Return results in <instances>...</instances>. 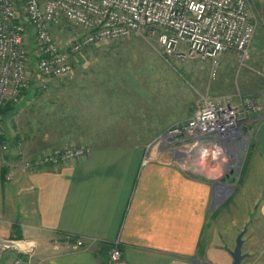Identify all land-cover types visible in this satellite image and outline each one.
<instances>
[{
  "label": "crops",
  "instance_id": "obj_1",
  "mask_svg": "<svg viewBox=\"0 0 264 264\" xmlns=\"http://www.w3.org/2000/svg\"><path fill=\"white\" fill-rule=\"evenodd\" d=\"M95 121L90 118L85 131L90 152L77 160L25 167V159L61 147L30 146L26 133L22 147H11L7 159L0 152V238L32 247V257L21 264H110L102 246L114 243L127 264H190L192 259L218 264L209 251L221 244L205 240L211 181L187 174L163 160L162 149L138 139L104 142L102 137L112 134ZM4 162L9 177H2ZM255 175L262 189L264 160ZM259 191V207L244 214L246 222L252 215L260 222L244 226L249 234L242 237L241 264H264V197L260 200ZM78 239L84 246L72 249ZM15 254L0 250V264H9Z\"/></svg>",
  "mask_w": 264,
  "mask_h": 264
},
{
  "label": "rangeland",
  "instance_id": "obj_2",
  "mask_svg": "<svg viewBox=\"0 0 264 264\" xmlns=\"http://www.w3.org/2000/svg\"><path fill=\"white\" fill-rule=\"evenodd\" d=\"M249 4L255 30L244 57L234 49L226 50L215 69L207 59L167 58L161 53L156 34L149 31L92 43L74 55L69 76L46 80L47 87L41 93L31 92L18 101L15 110L3 116L4 135L13 139L26 133L30 146L59 143V149L45 151L56 152L86 144L85 131L91 118L92 122L96 120V124L108 127L112 134L102 137L107 140L104 142L138 139L150 147L161 148L160 135L175 123L188 119L204 100L228 96L233 103H239L246 96L255 99L262 109L252 112L256 116L248 114L241 120L242 141L234 161L237 166L241 156V174L220 175L222 165L216 166L209 160L204 169H197L200 177L210 180L213 186L205 240L221 246L210 248L209 254L218 264L232 263L229 248H234L238 232L245 225L260 222L255 215L246 222L244 216L246 210L259 207L260 201L255 196L261 185L254 180L256 167L264 160V0H249ZM79 30L57 29L55 33L67 39ZM33 58L30 53V61ZM121 128L138 129L140 133L113 135ZM245 139L247 144L243 148ZM162 150L160 157L167 160L168 151ZM175 165L183 171L180 162ZM259 192L261 200L264 187ZM248 234L245 232L243 237Z\"/></svg>",
  "mask_w": 264,
  "mask_h": 264
},
{
  "label": "built area",
  "instance_id": "obj_3",
  "mask_svg": "<svg viewBox=\"0 0 264 264\" xmlns=\"http://www.w3.org/2000/svg\"><path fill=\"white\" fill-rule=\"evenodd\" d=\"M61 23L80 30L62 39L55 33ZM254 30L249 0H0V106L17 103L34 79L45 88L46 80L69 76L74 55L92 43L149 31L156 34L164 57L207 59L215 69L226 50L234 49L244 57ZM261 109L247 96L239 103L228 96L204 100L187 120L160 135L158 145H162L157 148L167 150V161L180 162L189 175L200 177L197 169H204L209 160L222 165L220 175L227 172L233 177L240 173L242 161L240 156L234 164L243 135L241 120ZM3 136L0 113V152L7 153L11 146ZM243 142L245 148L247 140ZM89 152L86 145L69 146L39 153L23 164L28 168L57 165ZM84 244L78 239L73 245ZM0 249L16 253L9 264H21L33 255L31 246L10 238H0ZM108 255L110 264H127L117 243Z\"/></svg>",
  "mask_w": 264,
  "mask_h": 264
},
{
  "label": "trees",
  "instance_id": "obj_4",
  "mask_svg": "<svg viewBox=\"0 0 264 264\" xmlns=\"http://www.w3.org/2000/svg\"><path fill=\"white\" fill-rule=\"evenodd\" d=\"M65 26V24H63V23H61V26L60 27H57V29H63V30H65L66 28L68 29V27H64ZM56 29V30H57ZM69 29H71V28H69ZM56 30H55V32H56ZM34 81V82H33ZM33 81H31V85H29V87L27 88V89H24L23 91H22V93H21V98H20V100L23 98V97H26L28 94H31V92L32 93H41L42 91V89H44L43 87H41L40 85H39V79H34ZM36 82V83H35ZM35 83V84H34ZM31 87H32V89H31ZM46 87H47V84H46ZM45 87V88H46ZM31 90V91H30ZM19 100V101H20ZM18 103V102H17ZM17 103H12V102H7L5 105H3V106H0V113H1V116H2V120H3V116L4 115H6V114H8V113H10V112H12L13 110H15V106L17 105ZM264 112V111H263ZM263 114V113H262ZM2 129H3V133H4V128H3V125H2ZM8 142H9V144H10V146L11 147H17V148H21V145H19L20 143H21V135L19 136V135H16L13 139H10V138H8L7 136H3ZM19 145V146H18ZM80 145V144H79ZM81 145H86V144H81ZM8 153H10V151L9 152H7V153H3V155H4V159H7L6 157H8L7 155H8ZM6 156V157H5ZM35 157V156H34ZM31 158H33V157H31ZM5 171H6V162H4V164H3V167H2V177H5ZM241 176V175H240ZM240 180V179H239ZM110 244H104L103 246H102V249H104L105 251H108V249L110 248Z\"/></svg>",
  "mask_w": 264,
  "mask_h": 264
},
{
  "label": "water",
  "instance_id": "obj_5",
  "mask_svg": "<svg viewBox=\"0 0 264 264\" xmlns=\"http://www.w3.org/2000/svg\"><path fill=\"white\" fill-rule=\"evenodd\" d=\"M256 116V115H253ZM222 181L225 180V177L221 179ZM245 233V228H243L236 236L235 239V246L233 249L229 250V253L232 257V264H241L242 260L245 257V254L242 252V244H243V235ZM195 264V263H193Z\"/></svg>",
  "mask_w": 264,
  "mask_h": 264
},
{
  "label": "bare ground",
  "instance_id": "obj_6",
  "mask_svg": "<svg viewBox=\"0 0 264 264\" xmlns=\"http://www.w3.org/2000/svg\"><path fill=\"white\" fill-rule=\"evenodd\" d=\"M229 190V189H228ZM226 191V190H225ZM227 192H225L224 194H226Z\"/></svg>",
  "mask_w": 264,
  "mask_h": 264
}]
</instances>
